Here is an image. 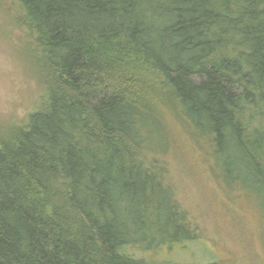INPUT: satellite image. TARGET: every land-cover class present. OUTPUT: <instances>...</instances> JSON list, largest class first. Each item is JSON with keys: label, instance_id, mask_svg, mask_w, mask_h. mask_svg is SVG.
Here are the masks:
<instances>
[{"label": "trees", "instance_id": "16d2710c", "mask_svg": "<svg viewBox=\"0 0 264 264\" xmlns=\"http://www.w3.org/2000/svg\"><path fill=\"white\" fill-rule=\"evenodd\" d=\"M10 1L40 90L0 133V264H164L196 240L177 134L264 224V0Z\"/></svg>", "mask_w": 264, "mask_h": 264}, {"label": "rangeland", "instance_id": "374dc122", "mask_svg": "<svg viewBox=\"0 0 264 264\" xmlns=\"http://www.w3.org/2000/svg\"><path fill=\"white\" fill-rule=\"evenodd\" d=\"M17 13L10 0H0V133L24 120L40 90L25 55L31 42ZM183 139L175 135L163 172L196 240L174 246L169 254L162 251L159 259L164 264H264V224L256 197L257 209L242 191L224 187L203 164L205 153H196Z\"/></svg>", "mask_w": 264, "mask_h": 264}]
</instances>
